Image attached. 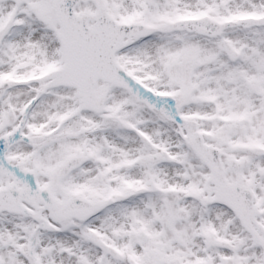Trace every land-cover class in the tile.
Returning <instances> with one entry per match:
<instances>
[{
    "label": "snow or ice",
    "instance_id": "obj_1",
    "mask_svg": "<svg viewBox=\"0 0 264 264\" xmlns=\"http://www.w3.org/2000/svg\"><path fill=\"white\" fill-rule=\"evenodd\" d=\"M0 264H264V0H0Z\"/></svg>",
    "mask_w": 264,
    "mask_h": 264
}]
</instances>
